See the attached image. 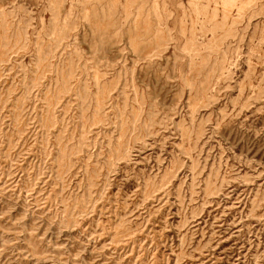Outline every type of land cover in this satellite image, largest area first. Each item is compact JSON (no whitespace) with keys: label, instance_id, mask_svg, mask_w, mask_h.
<instances>
[{"label":"rangeland","instance_id":"obj_1","mask_svg":"<svg viewBox=\"0 0 264 264\" xmlns=\"http://www.w3.org/2000/svg\"><path fill=\"white\" fill-rule=\"evenodd\" d=\"M0 264H264V0H0Z\"/></svg>","mask_w":264,"mask_h":264}]
</instances>
